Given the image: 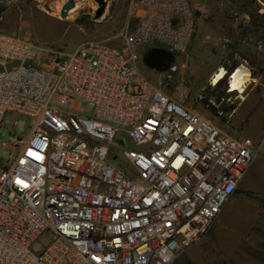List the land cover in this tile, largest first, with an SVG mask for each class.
Wrapping results in <instances>:
<instances>
[{
	"label": "built area",
	"instance_id": "1",
	"mask_svg": "<svg viewBox=\"0 0 264 264\" xmlns=\"http://www.w3.org/2000/svg\"><path fill=\"white\" fill-rule=\"evenodd\" d=\"M201 1L131 0L118 46L63 51L0 31V126L9 112L31 118L26 137L3 144L16 152L0 160V264H174L207 234L264 138L177 102L176 62L159 83L138 65L148 47L188 52L208 16ZM222 66L209 85L226 81L240 97ZM120 131L131 171L110 161Z\"/></svg>",
	"mask_w": 264,
	"mask_h": 264
},
{
	"label": "rangeland",
	"instance_id": "2",
	"mask_svg": "<svg viewBox=\"0 0 264 264\" xmlns=\"http://www.w3.org/2000/svg\"><path fill=\"white\" fill-rule=\"evenodd\" d=\"M67 0H0L2 19L0 31L42 43L63 51L77 47L89 39H103L120 45L116 38L119 28L128 20L131 0H107L103 14L95 18L96 0H75L79 9L66 17L46 8L62 5ZM208 16L198 21L197 30L189 50L175 54L167 49L148 47L138 62L141 73L155 83L171 62L179 65L174 81V98L180 104L202 112L219 126L237 137H250L255 142L264 138V0H206ZM70 16V17H69ZM245 63L253 72L252 81L245 86L230 87L226 81L210 86L209 80L220 66H230V71ZM242 67L250 72L246 65ZM242 68L232 71L234 78ZM245 71V72H246ZM247 72V73H249ZM250 74V73H249ZM231 78V79H232ZM240 95V94H239ZM229 100V101H228ZM234 107L230 114H220ZM19 120L13 126V120ZM31 118L7 113L0 126V160L8 161L12 151V136L26 137ZM110 161L116 168L131 171L123 156L124 148H134L125 133L115 138ZM243 189L234 197L238 202L230 224L215 248V264H264V147L255 157ZM246 207V209H245ZM189 245L176 258L174 264H196L188 257Z\"/></svg>",
	"mask_w": 264,
	"mask_h": 264
},
{
	"label": "crops",
	"instance_id": "3",
	"mask_svg": "<svg viewBox=\"0 0 264 264\" xmlns=\"http://www.w3.org/2000/svg\"><path fill=\"white\" fill-rule=\"evenodd\" d=\"M201 6L207 11V13L209 12L206 7V0L201 1ZM243 182L238 190L243 189ZM237 202V197H233L232 200L223 208L222 212L218 216L217 220L212 224L207 234L201 240L195 242V244L187 250L186 253L188 257L194 258L196 264H215V248L218 246L220 238L227 230L226 224H230L229 219L234 212Z\"/></svg>",
	"mask_w": 264,
	"mask_h": 264
},
{
	"label": "bare ground",
	"instance_id": "4",
	"mask_svg": "<svg viewBox=\"0 0 264 264\" xmlns=\"http://www.w3.org/2000/svg\"><path fill=\"white\" fill-rule=\"evenodd\" d=\"M62 6H63L62 3L60 5L58 3V6H53L52 5L51 6V12H53L55 14H58L59 11L61 12ZM77 9H79V3L76 2V5H75L74 9L71 10V11L69 10L70 13L68 11L69 15L71 16L73 13L76 12ZM239 67L242 68L244 71L241 72V73H238L234 78H232V76L230 77V81H229L230 82V87H232V88H238V87H241V86H245V91H246V89L248 88L249 84L252 81L255 80L254 77H253V72H252V70L249 67L248 68L250 69V72L249 71H246L242 66H239ZM247 72H249L250 74L247 73ZM225 73H226V69L223 66H220L219 69L217 70V72L213 75V82H214V84H217L222 78H224L225 77ZM243 94L244 93H240V97H244Z\"/></svg>",
	"mask_w": 264,
	"mask_h": 264
},
{
	"label": "water",
	"instance_id": "5",
	"mask_svg": "<svg viewBox=\"0 0 264 264\" xmlns=\"http://www.w3.org/2000/svg\"><path fill=\"white\" fill-rule=\"evenodd\" d=\"M96 1L98 3V7L95 10V18H99L103 14V12L105 10V7L107 5V0H96ZM75 5H76V1L75 0H67L63 4V6L61 8V12H60L61 13V16L62 17H66L68 15V11L71 8H74ZM46 8L48 10H51V8H50V6L48 4L46 5Z\"/></svg>",
	"mask_w": 264,
	"mask_h": 264
},
{
	"label": "trees",
	"instance_id": "6",
	"mask_svg": "<svg viewBox=\"0 0 264 264\" xmlns=\"http://www.w3.org/2000/svg\"><path fill=\"white\" fill-rule=\"evenodd\" d=\"M0 13H1V9H0ZM1 16V15H0ZM157 49H159V48H157ZM235 106H231V108H234Z\"/></svg>",
	"mask_w": 264,
	"mask_h": 264
}]
</instances>
